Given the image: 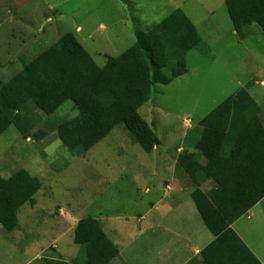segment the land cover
Instances as JSON below:
<instances>
[{
	"label": "rangeland",
	"instance_id": "obj_1",
	"mask_svg": "<svg viewBox=\"0 0 264 264\" xmlns=\"http://www.w3.org/2000/svg\"><path fill=\"white\" fill-rule=\"evenodd\" d=\"M175 10L190 19L210 46L189 52L187 73L166 86L154 85L146 112L140 111L159 140L157 162L123 126L84 155L74 156L56 136L59 122L78 115L70 102L49 116L33 110L27 139L13 126L0 135L4 189L34 190L18 210L20 230L8 234L0 227V264H25L41 251L33 264H44L43 259L58 257L55 248L68 262L79 251L72 242L75 222L84 217L122 219L123 250L132 258L128 262L148 264V223L139 226L137 220L148 210L144 190H166V184L194 189L188 178L167 170L166 156L185 142L183 126L197 125L254 75L260 80L264 65L261 31L252 26L238 37L223 0H0V88L67 33L100 67L106 57L122 54L139 33ZM248 91L257 94L262 107V89L252 85ZM210 188L208 183L201 189Z\"/></svg>",
	"mask_w": 264,
	"mask_h": 264
},
{
	"label": "trees",
	"instance_id": "obj_2",
	"mask_svg": "<svg viewBox=\"0 0 264 264\" xmlns=\"http://www.w3.org/2000/svg\"><path fill=\"white\" fill-rule=\"evenodd\" d=\"M233 31L241 39L256 26L264 36V0H224ZM204 47L193 23L175 10L137 35L136 42L98 67L72 33L56 43L0 88V135L13 126L25 139L33 110L45 116L70 102L78 115L59 122L56 136L80 157L123 126L146 154L159 144L138 110L151 100L154 85H168L187 73L186 55ZM249 83L198 123L195 153L182 151L176 167L194 187L196 211L213 241L200 252L201 264H260L231 225L264 198V127L260 109L248 94ZM35 137V135H34ZM205 160L204 164L199 159ZM210 191L202 192L205 183ZM0 177V227H18L17 211L34 190H5ZM79 247L72 263L59 258L44 264H109L118 257L100 222L84 217L73 231Z\"/></svg>",
	"mask_w": 264,
	"mask_h": 264
},
{
	"label": "crops",
	"instance_id": "obj_3",
	"mask_svg": "<svg viewBox=\"0 0 264 264\" xmlns=\"http://www.w3.org/2000/svg\"><path fill=\"white\" fill-rule=\"evenodd\" d=\"M195 28L197 30L196 26ZM79 30L80 29L77 28V31ZM197 33L203 44L209 47L210 44L207 41V38H202L198 30ZM105 63L106 59L100 67H103ZM254 76L255 77L250 80V83H252L253 86H258L262 89L260 97L264 99V65L261 70V79H257V75ZM247 92L257 104L255 99L257 94L251 95L249 91ZM143 107L144 106L138 110L139 114L140 111L144 109ZM259 109V117L264 127V102ZM144 112H146L145 109L143 110V113ZM183 128L182 136L183 138H186L187 142L185 140L182 145L175 147L174 154L166 156L165 163L168 164L167 170L170 171V173H174L175 176L180 175L187 178L184 173L179 171L176 167L177 157L182 151H188L193 154L195 153L194 145L200 137V131L198 130L197 125H193V127L183 126ZM192 134L193 137L188 139L189 135ZM177 143H179V141H177ZM159 146L160 144H158L152 152L155 154V162H157L159 156ZM170 148V146L166 147L168 153ZM199 162L204 164L205 160L200 158ZM156 169H158V167H156ZM208 183L209 182L204 185ZM193 191L194 190H176V188L172 187L170 184H166V190H144V193L149 195L148 210L144 214H138L137 220L139 226L146 221L148 223V264H201L199 257L200 252L213 241L214 237L206 229L196 211L191 199V193ZM201 191L208 192L210 190L201 189ZM93 218L100 222L104 233L119 251L118 257L109 264H130L128 261L132 260V258H130L129 254H126V250H123L125 244L123 239L124 226L121 223L122 219L112 221L108 218L103 220L98 217ZM68 219V221L72 220L71 218ZM77 222H75L74 228L76 227ZM18 223L19 229L17 231L22 227L19 219ZM231 229L256 257L260 264H264V198L249 209L245 215L235 221L231 225ZM42 252L43 251H41V253ZM55 252L62 260L60 255H58L59 252L57 251V248H55ZM41 253L34 255V257L28 260L25 264L35 263L39 259ZM76 256L77 255H70L68 257V263H72Z\"/></svg>",
	"mask_w": 264,
	"mask_h": 264
}]
</instances>
